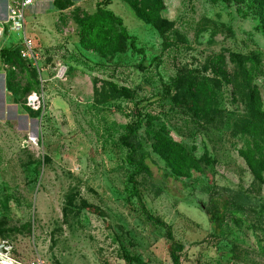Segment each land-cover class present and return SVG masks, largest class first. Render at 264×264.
Returning <instances> with one entry per match:
<instances>
[{"label": "rangeland", "instance_id": "rangeland-1", "mask_svg": "<svg viewBox=\"0 0 264 264\" xmlns=\"http://www.w3.org/2000/svg\"><path fill=\"white\" fill-rule=\"evenodd\" d=\"M104 1H32L25 35L38 69L2 56L20 35L0 39L4 263L172 264L171 241L141 214L128 180L137 167L120 137L139 116L133 158L147 154L150 171L133 185L183 246L180 264H264V136L247 126L264 113V24L251 11L258 0H160L163 36L133 7L151 11V0ZM98 7L121 19L142 52L118 40L116 26L101 42L86 33ZM155 133L182 145L192 164L176 173ZM218 196L229 206L215 234L208 213Z\"/></svg>", "mask_w": 264, "mask_h": 264}, {"label": "trees", "instance_id": "trees-1", "mask_svg": "<svg viewBox=\"0 0 264 264\" xmlns=\"http://www.w3.org/2000/svg\"><path fill=\"white\" fill-rule=\"evenodd\" d=\"M111 0H105L103 2L104 5H107L110 3ZM153 2H150L151 6L153 7V10L146 11L145 7H140L136 4V1L133 3V7L141 18L150 21L156 26V28L160 29L159 32L161 36H163L162 31V25H164V21L160 19L157 8H160L161 2L160 0H151ZM251 11L253 13L254 18H257L260 22L264 24V0H258L254 2L251 5ZM112 26H116L118 28L117 33V39H128L129 45L134 52H142L141 49H138L135 44V38L131 35H129L121 21L120 18L114 16L112 11L98 7L97 13H95L93 16L88 17L87 21L85 22V31L86 33L93 37L97 42H101L103 40V37L107 34H110L112 31L114 33V28ZM166 43L164 42V46ZM20 46H14L11 49L10 48H4L1 49L2 56H10L14 53L16 56V59L19 62H25L29 63V61L22 59L19 54ZM180 84L179 79H174L172 84L166 85L164 87V93L162 94L163 97L170 96L171 91L174 90L177 85ZM30 86H32L34 89L38 86V82L36 80H33L30 82ZM188 92V96L191 97L192 102H195L197 100V93L192 91V85L188 84L187 87L183 90ZM254 108L257 113H260V104L259 100H254ZM260 116L263 117L262 122H253V123H247V126L250 128L251 132H258L259 134L264 136V113H260ZM140 117H136V119L129 123L125 128V133L120 137V142L124 147L129 149V152L127 154V161L133 165L136 166L137 169L134 173L130 174L128 180L129 183L132 184V190L133 195L138 199L141 214L144 216L146 220L151 222L153 225L161 228L164 230L166 237L168 240L171 241L172 249L170 253V257L172 260V264H180V253L183 250V246L173 239L172 235V229L169 225L165 224L160 219L152 216L143 206L142 201L140 200L137 190L134 187V180L133 176L136 173L139 172H145L149 173V164L147 162L148 156L147 154H143L140 159L135 160L133 157L136 153V147L131 142L133 138H135V134L138 131V129L141 126ZM154 138L156 139V142L154 143V147L156 150L162 154L163 158L172 165L175 172H179L180 169L186 170L191 164L192 159L191 157L185 152V149L182 145L172 142L167 137L160 135V133H155ZM252 156L249 154H246V159L248 163H250V166L252 168V172L257 176L259 175V169H256V165L252 162L251 158ZM261 166V164H258V168ZM181 171L179 173H181ZM229 206V199L224 196H218L214 199L212 208L210 209L208 213V221L212 227V230L215 234H219L221 232V227L224 224L225 219V211L227 210ZM136 262L137 264H144L139 258L132 257L127 258V262Z\"/></svg>", "mask_w": 264, "mask_h": 264}, {"label": "built area", "instance_id": "built-area-1", "mask_svg": "<svg viewBox=\"0 0 264 264\" xmlns=\"http://www.w3.org/2000/svg\"><path fill=\"white\" fill-rule=\"evenodd\" d=\"M33 0H16L9 9L8 17L0 24V38L6 32L20 35V50L19 54L22 59L29 61L31 64L39 68V54L35 50L34 43L25 35L26 16L25 13ZM61 70H58L60 73ZM31 98V97H30ZM27 264H43L39 259Z\"/></svg>", "mask_w": 264, "mask_h": 264}, {"label": "crops", "instance_id": "crops-1", "mask_svg": "<svg viewBox=\"0 0 264 264\" xmlns=\"http://www.w3.org/2000/svg\"><path fill=\"white\" fill-rule=\"evenodd\" d=\"M15 1L16 0H0V24L7 19L8 14H9V9H10V7H12V5H13V3ZM32 5L33 4H31L29 6V8L32 7ZM6 35H9L10 36V35H12V33L6 32L3 37H5ZM2 38H0V39H2Z\"/></svg>", "mask_w": 264, "mask_h": 264}, {"label": "water", "instance_id": "water-1", "mask_svg": "<svg viewBox=\"0 0 264 264\" xmlns=\"http://www.w3.org/2000/svg\"><path fill=\"white\" fill-rule=\"evenodd\" d=\"M7 252H8V244L7 243H1L0 244V263L7 259Z\"/></svg>", "mask_w": 264, "mask_h": 264}, {"label": "bare ground", "instance_id": "bare-ground-1", "mask_svg": "<svg viewBox=\"0 0 264 264\" xmlns=\"http://www.w3.org/2000/svg\"><path fill=\"white\" fill-rule=\"evenodd\" d=\"M30 139H31L32 141L35 140L34 136H32V135H31ZM6 257H7V256H6ZM7 260H8V257H7V259L3 260L1 263H2V264H5L4 262H5V261L7 262ZM12 264H13V263H12Z\"/></svg>", "mask_w": 264, "mask_h": 264}]
</instances>
